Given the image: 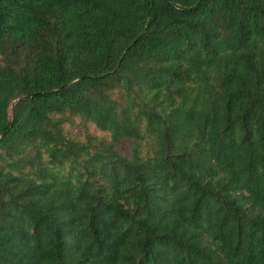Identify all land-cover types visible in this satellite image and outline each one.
<instances>
[{
    "label": "trees",
    "instance_id": "16d2710c",
    "mask_svg": "<svg viewBox=\"0 0 264 264\" xmlns=\"http://www.w3.org/2000/svg\"><path fill=\"white\" fill-rule=\"evenodd\" d=\"M0 58V264H264V0H0Z\"/></svg>",
    "mask_w": 264,
    "mask_h": 264
},
{
    "label": "rangeland",
    "instance_id": "374dc122",
    "mask_svg": "<svg viewBox=\"0 0 264 264\" xmlns=\"http://www.w3.org/2000/svg\"><path fill=\"white\" fill-rule=\"evenodd\" d=\"M0 63H2V58H0ZM141 93L147 97H153L155 99H159L160 97V89L153 88V87H146L142 86ZM107 93L109 96L113 97V99L121 102V105H123V98L122 91L118 89H107ZM132 98V97H131ZM172 96L167 94L165 101L166 103H169L172 101ZM156 109H159L160 106L157 104L155 106ZM121 111V108L119 109V112ZM130 112L133 114L135 113L134 108L130 110ZM54 118H62V128L64 130V133L67 137L73 138L77 141L83 142L82 144L86 143V140L90 137H92L93 141H97L98 139H104L107 142H112L113 147L117 149L120 153L131 156V154L134 152L135 147L138 145L139 151L142 155H147L149 153H154V146H153V137L150 133H147L144 137L141 139L139 138L137 141L130 139V138H119L118 140L114 141L111 136V130L108 129H100L95 125L94 122L88 121L83 122L82 118L78 115L73 114L71 111H66L60 114L53 115ZM140 125H143L144 119L141 116V119L138 120ZM137 148V147H136ZM81 150V149H80ZM44 156V161H45ZM86 156L80 154L75 156L74 158L70 157L61 165L54 166L52 173L54 174V178L52 179V183L58 186H61L63 189L68 191H74L77 188H79L82 183H84L88 178L87 174L83 173L84 168L82 167V164L84 163V159ZM12 162V168L14 167V171L20 173L22 177L24 175H36L39 179H41L43 176L39 175L36 172V169L28 168L27 166H24V160L19 161V163L14 162L13 160H16L17 157L13 156L9 158ZM8 161V158H7ZM26 161V160H25ZM8 162L4 163V166H6ZM47 164V163H46ZM95 165V163H94ZM48 166V164H47ZM27 173V174H25ZM96 178L100 177V174H96ZM49 178V176H48ZM96 181V180H95Z\"/></svg>",
    "mask_w": 264,
    "mask_h": 264
}]
</instances>
